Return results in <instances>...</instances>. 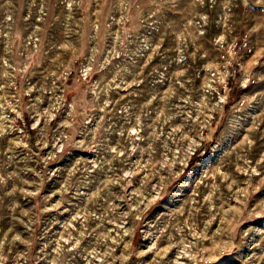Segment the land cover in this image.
I'll return each mask as SVG.
<instances>
[{
    "label": "rangeland",
    "instance_id": "1",
    "mask_svg": "<svg viewBox=\"0 0 264 264\" xmlns=\"http://www.w3.org/2000/svg\"><path fill=\"white\" fill-rule=\"evenodd\" d=\"M0 264H264V0L0 2Z\"/></svg>",
    "mask_w": 264,
    "mask_h": 264
},
{
    "label": "bare ground",
    "instance_id": "2",
    "mask_svg": "<svg viewBox=\"0 0 264 264\" xmlns=\"http://www.w3.org/2000/svg\"><path fill=\"white\" fill-rule=\"evenodd\" d=\"M3 1H4V0H0V2H3ZM9 7H11V3H10V4H7V5H4V9H7V8H9ZM65 10H66V11H65V12H66V15L69 16V14H70V12H71V11H70V8H69V7H66ZM9 19H10V18H9Z\"/></svg>",
    "mask_w": 264,
    "mask_h": 264
},
{
    "label": "trees",
    "instance_id": "3",
    "mask_svg": "<svg viewBox=\"0 0 264 264\" xmlns=\"http://www.w3.org/2000/svg\"><path fill=\"white\" fill-rule=\"evenodd\" d=\"M196 162V157L192 160L191 165H194Z\"/></svg>",
    "mask_w": 264,
    "mask_h": 264
},
{
    "label": "built area",
    "instance_id": "4",
    "mask_svg": "<svg viewBox=\"0 0 264 264\" xmlns=\"http://www.w3.org/2000/svg\"><path fill=\"white\" fill-rule=\"evenodd\" d=\"M244 45H245L244 47H247V46H248V43H246V42H245V44H244Z\"/></svg>",
    "mask_w": 264,
    "mask_h": 264
}]
</instances>
